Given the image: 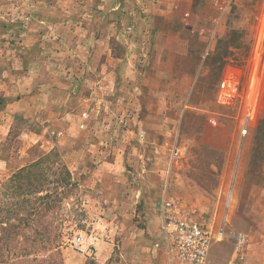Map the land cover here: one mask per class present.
I'll return each instance as SVG.
<instances>
[{"label": "rangeland", "instance_id": "obj_1", "mask_svg": "<svg viewBox=\"0 0 264 264\" xmlns=\"http://www.w3.org/2000/svg\"><path fill=\"white\" fill-rule=\"evenodd\" d=\"M212 1H194L191 23L214 35L182 33L194 52L182 69L203 62L197 79L162 83L156 99L139 83L137 101H126L135 88L122 82L124 68L142 71L152 31L176 29L174 20L141 13L144 0H0V256L8 264H164L154 247L166 183L182 214L214 228L231 190L243 261L264 264V164L251 155L264 106V0H233L224 14ZM235 38L248 55L228 46L218 60ZM108 55L121 60L110 78ZM226 68L240 79L230 106L217 102ZM94 80L108 91L98 84L102 101L91 105ZM174 141L180 157L170 166ZM23 168L30 174L19 180ZM76 236L93 244L92 256L73 249ZM233 242L214 243L207 264H227Z\"/></svg>", "mask_w": 264, "mask_h": 264}, {"label": "built area", "instance_id": "obj_2", "mask_svg": "<svg viewBox=\"0 0 264 264\" xmlns=\"http://www.w3.org/2000/svg\"><path fill=\"white\" fill-rule=\"evenodd\" d=\"M233 0H215L214 8L224 14ZM132 27L126 31L131 32ZM239 76L232 69H225L218 85L217 102L222 106H230L239 96ZM170 166L180 157L177 141L167 144ZM232 191H228L222 206L220 219L213 225H202L181 213L178 203L168 192L166 183L159 197L156 210L159 218V240L155 249L162 253L164 264H207L210 250L214 243H222L224 239H233V254L227 264H245L243 248L245 236L231 230L228 211ZM229 231V232H227ZM73 249L81 255L92 256L95 252L93 244L76 236L72 241Z\"/></svg>", "mask_w": 264, "mask_h": 264}, {"label": "crops", "instance_id": "obj_3", "mask_svg": "<svg viewBox=\"0 0 264 264\" xmlns=\"http://www.w3.org/2000/svg\"><path fill=\"white\" fill-rule=\"evenodd\" d=\"M194 1L195 0H144V3L141 4L139 8L141 9V13L148 14L149 16H152L157 20H174L177 23L176 29L166 31L163 28L162 30L156 29V31H152L154 34L153 41L152 44L150 43L149 48L146 50V54H144L143 63L146 64L142 66L144 68L142 71H138V69L132 70L127 64L125 68L123 67L125 72L124 76L122 77V82L125 84H130L135 89H133L132 91H130L129 89V91H127V94H125L121 99H124L126 101H137V94L133 93V91L140 90V87H138L139 83L140 85L148 86L149 90L154 94V96H159L161 92H159L158 86L162 83L171 84L172 82H179L183 80L187 82L189 81L190 83L197 79L199 71L203 66V62H201L199 65H195L194 73L186 70L183 71L182 69V60L187 57H191L194 53L191 45L189 44V40L184 39L182 33L184 30H187L189 34L194 35L195 38L200 37V39L202 38L203 40L211 38L214 33L211 32L209 35H207L204 30H198L195 28V26L192 25V18L199 19L192 11ZM214 1L215 0L212 1L211 5L214 4ZM202 12L204 13H201L198 16L200 17L204 15L202 16L204 21L206 20V10L203 9ZM132 14L134 13L132 12ZM209 19L212 23H217L219 20L218 17H209ZM125 33L127 32L125 31ZM114 60L121 61L118 60V58H110V56L108 55L107 63L104 64V69L106 70L107 74H109V78L113 74V71L110 72L109 68L114 67L112 64ZM97 82L98 81L95 80L92 82L91 88H93V90H91L90 96L86 99L87 103H90L92 101L91 105L93 101H96L98 103L102 101L98 94V84L102 86L100 88L98 85V88H100V90L108 91V87L105 88L102 85V81L98 83ZM156 98L157 96H155V99ZM90 108H93L91 109V111H96L97 109H99L98 106ZM81 114L83 117H87L88 113H86L85 111H81L80 115ZM241 133H246V131L242 130Z\"/></svg>", "mask_w": 264, "mask_h": 264}, {"label": "trees", "instance_id": "obj_4", "mask_svg": "<svg viewBox=\"0 0 264 264\" xmlns=\"http://www.w3.org/2000/svg\"><path fill=\"white\" fill-rule=\"evenodd\" d=\"M236 41H237V39L235 38V39H232V40H229L228 42H226L225 43L226 49L223 52L218 54V58L217 59L220 60L223 57H227L228 55H230L229 52L227 51V47L228 46L233 47L234 49H239L242 46H244V48L246 47L244 49V54L248 55V52H249L250 48L248 46H245L244 44H241L240 42L237 43ZM221 68H222V71H223V69L225 68L224 67V63H222ZM0 103H2L1 105H3L5 102H4L3 99H0ZM251 155H252L253 158L255 157V159L261 161L260 165L264 164V106H263V110H262V116L257 121V126H256V130H255L254 138H253V148H252V154ZM39 162L40 161H37L38 164H39ZM35 164H36V162H35ZM29 174H30L29 169L28 168H26V169L23 168V169H21L18 172V174L15 175V177L20 180L22 178L28 177ZM66 174H67V171H66ZM68 179L69 178L64 179L62 181V184L63 185H67L68 184ZM32 212H35V208H32ZM9 228H10V226H9ZM0 264H8L7 260H4L2 258V256H0Z\"/></svg>", "mask_w": 264, "mask_h": 264}]
</instances>
